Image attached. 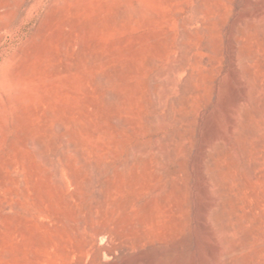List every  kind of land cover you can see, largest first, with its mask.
I'll list each match as a JSON object with an SVG mask.
<instances>
[{"label":"rangeland","instance_id":"rangeland-1","mask_svg":"<svg viewBox=\"0 0 264 264\" xmlns=\"http://www.w3.org/2000/svg\"><path fill=\"white\" fill-rule=\"evenodd\" d=\"M263 89L264 0H0V264H264Z\"/></svg>","mask_w":264,"mask_h":264},{"label":"bare ground","instance_id":"bare-ground-1","mask_svg":"<svg viewBox=\"0 0 264 264\" xmlns=\"http://www.w3.org/2000/svg\"><path fill=\"white\" fill-rule=\"evenodd\" d=\"M244 60H246L247 58H248V56L247 55H243V57H242ZM249 59V58H248ZM247 59V60H248ZM253 59H254V57H253ZM259 62V61H258ZM261 69V68H260ZM247 74H249V73H246V75ZM250 75V74H249ZM248 75V76H249ZM252 75V74H251ZM250 75V76H251ZM259 82V81H258ZM259 84V83H258ZM255 85V84H254ZM259 87V86H258ZM253 90H254V88H253ZM264 90V89H263ZM254 92V91H253ZM253 94H256V92L255 93H253ZM261 96V95H260ZM255 98V97H254ZM255 99H257V98H255ZM255 101V100H254ZM260 102H262V100L260 101ZM254 103V102H253ZM257 102L255 101V109H254V111H253V113L257 116V115H261L262 114V109H260V107L259 106H257V104H256ZM264 103V102H263ZM254 105V104H253ZM259 107V108H258ZM252 113V114H253ZM258 117V116H257ZM248 119H249V114L247 113V112H245L244 114H243V120H244V124H245V127H244V132H243V137L245 138V139H247V138H250V137H252L253 135H254V129L253 128H251V127H249V126H247L246 125V123L248 122ZM262 124V123H261ZM261 126V125H260ZM242 137V136H241ZM242 137V138H243ZM244 142V141H243ZM262 142H264L263 140H262ZM241 143H242V141H241ZM244 143H246V142H244ZM255 143V142H254ZM243 145V144H242ZM248 145V144H247ZM246 145V146H247ZM260 145V144H259ZM244 146H245V144H244ZM258 146V145H257ZM256 146V147H257ZM244 150L243 151H245V150H247V149H245V148H243ZM246 153V152H245ZM245 153H243V154H245ZM245 155H247V154H245ZM254 155V154H253ZM243 156V155H242ZM263 156V155H262ZM245 157V156H244ZM246 159H247V157H246ZM245 159V160H246ZM261 159V158H260ZM245 160H244V162H245ZM251 161V160H250ZM259 165V164H258ZM251 166H252V164H251ZM246 167V166H245ZM245 169H247V168H245ZM250 169V168H249ZM254 169H255V167H254ZM244 171V170H243ZM251 172V171H250ZM253 172V171H252ZM248 173V172H247ZM246 174V173H245ZM250 174V173H249ZM252 174V173H251ZM258 175V174H257ZM247 176V175H246ZM256 176V175H255ZM253 177V176H252ZM240 182H241V180H240ZM242 184V183H241ZM243 185V184H242ZM238 187V186H237ZM239 188V187H238ZM223 191V190H222ZM239 192H241L240 190H239ZM221 194V193H220ZM222 195V194H221ZM225 200V199H224ZM225 204V203H224ZM235 205V204H234ZM225 207V206H224ZM223 209V208H222ZM235 209H236V207H235ZM255 209V208H254ZM237 210V209H236ZM223 211V210H222ZM221 211V212H222ZM238 211V210H237ZM224 212V211H223ZM223 212H222V215H223ZM248 215V214H247ZM250 215V214H249ZM248 215V216H249ZM247 216V217H248ZM244 222V221H243ZM242 222V223H243ZM257 223V222H256ZM255 223V224H256ZM246 236H248V235H246ZM244 237V236H243ZM243 239V238H242ZM250 239V238H249ZM244 241H243V245H246L247 246V239H243ZM250 241V240H249ZM241 247H244V246H241ZM237 251V249H235L234 247H230V251L228 252V257H230V256H232L235 252ZM228 259V258H227ZM251 263V262H250ZM227 264H229V263H227ZM236 264V263H235Z\"/></svg>","mask_w":264,"mask_h":264}]
</instances>
